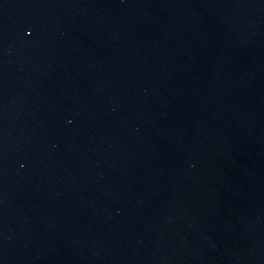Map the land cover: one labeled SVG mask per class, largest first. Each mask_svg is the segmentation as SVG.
Segmentation results:
<instances>
[{"label": "water", "instance_id": "obj_1", "mask_svg": "<svg viewBox=\"0 0 264 264\" xmlns=\"http://www.w3.org/2000/svg\"><path fill=\"white\" fill-rule=\"evenodd\" d=\"M115 123L220 264H264V0H55Z\"/></svg>", "mask_w": 264, "mask_h": 264}]
</instances>
